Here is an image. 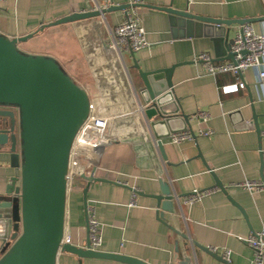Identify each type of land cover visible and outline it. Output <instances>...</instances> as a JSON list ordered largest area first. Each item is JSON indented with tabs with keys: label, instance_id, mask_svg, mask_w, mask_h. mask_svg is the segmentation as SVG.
I'll list each match as a JSON object with an SVG mask.
<instances>
[{
	"label": "crops",
	"instance_id": "obj_1",
	"mask_svg": "<svg viewBox=\"0 0 264 264\" xmlns=\"http://www.w3.org/2000/svg\"><path fill=\"white\" fill-rule=\"evenodd\" d=\"M137 4L166 8L172 4L178 11L188 10L193 15L218 20L264 17V0H6L0 2V32L9 38L35 34L19 47L27 53L58 59L87 91L93 109L110 118V142L96 158V176L111 175L118 184L140 193L108 182L90 185L86 199L88 212L100 224L103 241L99 251L122 253L149 264H222L195 247L198 243L218 250L222 257L224 250L230 249L231 264H252L253 250L245 239L264 229V190L249 192L233 185L264 179V83L258 82L257 72L251 69L244 71L243 77L207 75L195 59L204 52L216 57L212 39L173 36L167 14ZM115 5L130 8L56 24L65 18L95 13L99 6ZM135 9L150 47L134 53L119 52L113 48L111 30ZM248 24L256 33L264 32V20ZM241 26L231 27L232 39ZM47 37L51 45L63 47L60 54L41 51ZM132 54L144 72L189 62L174 69L172 80L180 109L190 116L188 132L194 133L195 139L174 143L172 133L167 134L171 127H186L181 118L174 119L169 128L150 126L140 92L143 82ZM240 82L243 86L238 92L226 94L221 90ZM201 114H207L206 118ZM254 117L260 136L249 125ZM206 130H212L213 135L201 136L200 132ZM9 149H0V196L6 194L15 174ZM199 151L205 163L198 158ZM205 164L227 188V194L219 190L186 205L185 199L194 191L214 188L215 179ZM159 179L170 185L176 197V212L164 213V222L158 220L156 199L148 197L159 194ZM85 186L75 181L67 199L66 232L78 247H85L89 239ZM2 247L0 238V250ZM80 263L126 264L107 259L81 260L71 253H62L57 262Z\"/></svg>",
	"mask_w": 264,
	"mask_h": 264
},
{
	"label": "water",
	"instance_id": "obj_2",
	"mask_svg": "<svg viewBox=\"0 0 264 264\" xmlns=\"http://www.w3.org/2000/svg\"><path fill=\"white\" fill-rule=\"evenodd\" d=\"M137 5L167 14L173 36L211 38L215 62L227 61L234 65L238 62L237 55L232 51L234 41L230 37L231 27L264 20V17L256 20H218L199 17L188 10L178 11L172 4L168 8ZM129 8V5H115L95 13L65 18L56 24ZM34 35L9 38L0 32V149L6 146L10 148V163L15 168L6 194L0 196V238L3 240L0 264H57L62 253L74 254L81 260L94 258L126 264H149L122 253L94 251L90 248L89 239L85 247L64 242L70 154L73 141L91 112V100L84 87L70 76L58 59L48 54L27 53L19 47ZM241 54L246 55L245 52ZM188 63L144 72L134 57V67L143 82V90L140 91L145 104L143 110L150 126L168 127L176 118H181L185 123L183 130L171 127L167 133L169 136L171 133L188 132L190 128V116L180 109L172 80L174 69ZM240 76L243 77V74L240 73ZM249 125L255 127L258 136L261 135L255 117ZM192 135L195 139V134ZM157 145L166 161L161 139H158ZM198 158L205 163L200 151ZM206 168L215 179L214 188L227 194V188L214 171L207 165ZM94 172L75 180L86 184L83 194L87 225L86 194L92 183L108 182L124 186L135 194L140 193L127 185L118 184L111 175L101 178L96 174L94 176ZM159 189V194L148 197L156 199L158 220L164 222V213L173 215L176 212V197L170 185L162 179H159ZM229 199L233 202V199ZM182 237L187 238L184 234ZM195 247L222 264H231L212 248L198 243H195Z\"/></svg>",
	"mask_w": 264,
	"mask_h": 264
},
{
	"label": "built area",
	"instance_id": "obj_3",
	"mask_svg": "<svg viewBox=\"0 0 264 264\" xmlns=\"http://www.w3.org/2000/svg\"><path fill=\"white\" fill-rule=\"evenodd\" d=\"M5 1L6 0H0V2ZM106 8L108 7L99 6V11ZM122 22L123 23L116 26L115 29L111 30V40H113L114 49H117L119 52L127 50L134 53L150 47V43L148 39H146V33L142 22L138 16L137 9H135L132 14H127L125 20ZM233 41L232 51L237 55V65H234L231 62H215V58L209 52H204L198 55L195 62L201 63L204 73L212 77H218L222 74H232L239 77L240 73L243 74L244 71L251 69L257 72L258 82L260 84L264 83V32L256 33L252 25L245 24L242 25L239 31L235 34ZM241 52H245L246 55H242ZM240 86H243V82L224 86L221 90L226 94L235 93L239 91L238 89ZM90 111L88 118L81 126L80 131L76 135L72 144L73 148L70 154L69 171L67 176L69 188L75 183L76 179L84 174L91 175L95 170V176L99 168V164L96 163V158L105 145L110 142L108 128L110 118L95 111L92 104ZM206 115L201 114L204 119L206 118ZM200 135L204 137L211 136L213 135V131H201ZM193 138L194 137L190 132L175 133L171 136L174 143L189 141ZM233 186L241 189L244 188L249 192H260L264 190L263 181L246 180L242 184ZM217 191H219L218 188H211L207 191H194L185 199V204L191 205ZM88 217L90 248L94 251H99L103 241L102 236L99 233L100 224L96 217L89 212ZM66 230L67 223L64 231V242L68 243L71 242L72 236L69 235ZM245 241L253 250L252 264H264V229H262V232L260 233L250 235ZM215 251L218 252V250ZM231 254L232 251L230 249L224 250L223 258L226 261H229Z\"/></svg>",
	"mask_w": 264,
	"mask_h": 264
},
{
	"label": "rangeland",
	"instance_id": "obj_4",
	"mask_svg": "<svg viewBox=\"0 0 264 264\" xmlns=\"http://www.w3.org/2000/svg\"><path fill=\"white\" fill-rule=\"evenodd\" d=\"M43 42H45V43H43V46L41 48V51H43V52L46 51V52H53L55 54H60V50L63 48V47H60L58 45L56 46L55 44L53 45V43L51 45V42L49 41L48 37L45 38V40Z\"/></svg>",
	"mask_w": 264,
	"mask_h": 264
}]
</instances>
